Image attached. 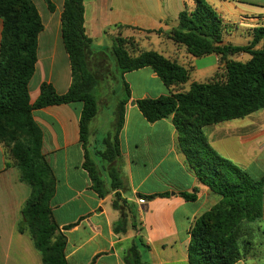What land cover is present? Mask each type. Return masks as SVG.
Returning <instances> with one entry per match:
<instances>
[{
  "label": "trees",
  "instance_id": "16d2710c",
  "mask_svg": "<svg viewBox=\"0 0 264 264\" xmlns=\"http://www.w3.org/2000/svg\"><path fill=\"white\" fill-rule=\"evenodd\" d=\"M47 2L53 10L52 3ZM194 2L192 10L186 8L179 14L178 26L168 36L192 57L218 56L222 73L216 72L204 83L194 82L186 90L184 86L190 81L193 67L186 68L154 50L130 52L122 37H112L110 46L96 49L86 34L84 0H65L62 37L70 58L72 84L67 93L60 95L51 84L43 83L38 100L31 104L29 84L36 70L38 38L44 29L42 20L32 0H0V19L4 23L0 47V142L12 161L7 165L15 166L21 182L31 188L18 231L31 237L42 264H68L67 237L53 215L51 202L56 194V178L42 152L43 133L33 111L83 103L80 139L83 167L92 180V189L101 199L114 195L112 207L120 213V220L113 227L116 234L124 235L130 230L138 233L137 207L126 197L131 190L121 170L120 133L125 106L131 100L124 75L146 67L158 75L170 94L142 99L136 105L149 123L173 118L178 147L188 166L201 184L222 198L193 223L189 263L236 264L242 258L243 224L263 217L264 177L254 180L244 169L218 154L204 129L264 109V24L254 28L249 44H225L224 35L229 29L222 17L207 0ZM240 54L250 58L245 62L233 58ZM93 58L113 61L114 73L122 81L115 93L117 102L109 109L112 120L108 130L93 128L101 111V82L90 65ZM198 194V188L180 193L186 201H196ZM169 195L137 196L149 200ZM148 249L143 237L136 236L124 252L125 264H150L142 257Z\"/></svg>",
  "mask_w": 264,
  "mask_h": 264
},
{
  "label": "crops",
  "instance_id": "0c3cea01",
  "mask_svg": "<svg viewBox=\"0 0 264 264\" xmlns=\"http://www.w3.org/2000/svg\"><path fill=\"white\" fill-rule=\"evenodd\" d=\"M32 1L44 27L38 38L36 70L29 84L30 102L34 104L43 83L51 84L60 95L67 93L72 84V68L62 37L65 0H49L53 10L47 0ZM207 1L226 25L234 23L237 32L248 31V42L252 40L254 28L262 25L264 0ZM84 5L86 34L93 40L94 48L110 46L112 38L109 37L119 30L152 32L151 40L156 46L149 50L195 69V57L168 36L178 26L179 14L195 7L194 0H84ZM3 27L0 19V47ZM156 31L161 33H153ZM164 39L185 56L172 58L162 51ZM224 43H227L225 37ZM214 59L216 70L218 56ZM124 79L130 86L131 100L125 106L120 133L121 170L131 190L126 197L137 207L138 233L130 230L124 235L116 234L113 227L120 220V213L112 207L114 195L101 199L92 189V180L83 167L80 139L83 103L52 105L33 111L43 133L42 152L56 178L51 207L67 237L66 259L68 264H125V250L141 235L149 247L142 252V257L150 264H190L188 247L192 225L222 198L201 184L188 166L178 147L173 118L149 123L136 105L142 99L170 94L158 75L146 67L126 73ZM186 86L188 90L190 87ZM100 116L101 111L94 129L103 128L101 123L106 118L101 120ZM204 133L218 154L244 169L254 180L264 177V109L207 127ZM8 163L12 164L8 150L0 142V264H42V256L31 237L18 231L31 188L21 182L18 169ZM195 188L199 191L196 201H186L180 195ZM165 193L170 195L149 200L137 196ZM245 227H252L253 231L243 236V256L236 264H264V196L261 223H248Z\"/></svg>",
  "mask_w": 264,
  "mask_h": 264
},
{
  "label": "rangeland",
  "instance_id": "374dc122",
  "mask_svg": "<svg viewBox=\"0 0 264 264\" xmlns=\"http://www.w3.org/2000/svg\"><path fill=\"white\" fill-rule=\"evenodd\" d=\"M38 5H40L41 12L42 6L41 3L38 2ZM261 24H264V19L261 20ZM228 29H229V34H225L224 37L227 41L226 44H234V45H247L250 43L248 42V36L249 32L248 31H240L237 32V29L235 27L234 23L227 24ZM112 37H122L123 39L127 40L128 45L127 48L131 52L132 49H136L137 53H139L141 50H149L152 48H155L156 42L154 43L151 38L153 37L151 33L149 32H144V33H139L137 31H124V30H119L117 33H115L113 36H110L109 38ZM132 42L134 45H132ZM248 42V43H247ZM263 43L259 45L258 48L262 47ZM162 46V51H165L167 54L170 55V57L174 58V56H181L184 57V53H182L179 49L176 50L174 47L172 48V43L167 42L165 39L164 41L161 42ZM160 49V48H159ZM136 53V54H137ZM134 54V53H133ZM215 55H208L200 58H195L194 60V65L195 69H192L191 72V78L190 81L187 83V88L191 86L192 83L198 82V83H204L210 80L216 72H223V69L220 70L219 66L220 63L215 70L214 66V59ZM235 60L238 61H247L250 57L245 54H240L235 57H233ZM181 58V62H182ZM101 59H91L90 65L97 75L98 79L101 82V96H100V105H101V116L100 119L106 120L101 123V127H103L105 130H108L111 127V118L106 117L108 114V110L111 109L115 103L117 102V97L115 96V93L118 91L119 87L122 86V81L119 76L114 73V64L113 61L107 60V61H100ZM173 60V59H172ZM97 121H99L97 119ZM95 121L93 125L97 123ZM261 220H256L255 222H252L250 224H256L259 225L261 223ZM248 223L243 224V229L244 233L243 235H250L253 231V228H246L245 225ZM41 255V254H40Z\"/></svg>",
  "mask_w": 264,
  "mask_h": 264
}]
</instances>
